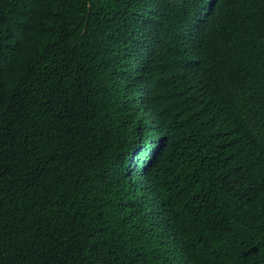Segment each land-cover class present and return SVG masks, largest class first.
I'll return each mask as SVG.
<instances>
[{"label":"trees","instance_id":"1","mask_svg":"<svg viewBox=\"0 0 264 264\" xmlns=\"http://www.w3.org/2000/svg\"><path fill=\"white\" fill-rule=\"evenodd\" d=\"M0 264H264V0H0Z\"/></svg>","mask_w":264,"mask_h":264}]
</instances>
